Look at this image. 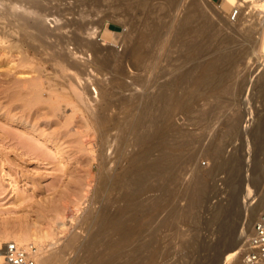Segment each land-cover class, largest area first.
Masks as SVG:
<instances>
[{"label":"rangeland","instance_id":"rangeland-1","mask_svg":"<svg viewBox=\"0 0 264 264\" xmlns=\"http://www.w3.org/2000/svg\"><path fill=\"white\" fill-rule=\"evenodd\" d=\"M136 1L44 2V15L48 16L44 25L54 31V36L63 33L69 40L74 35L83 38L81 51H77L76 55L77 63H91L99 55L98 58L109 65L103 68L96 65L86 67L85 72L78 69L80 76L74 78L80 80H74L75 87L80 88L78 95L88 92L96 107L101 105L106 94L111 99L107 121L101 127L87 126L86 113L81 108L72 111L70 105H66L68 99H58L56 93L49 89L54 83L59 85L63 82L62 76L71 75L76 69L58 70L51 65L49 56L44 55H37V68L13 67L9 61L16 58L14 50L3 49L0 52V233H14L27 226L51 228L56 234L55 240L40 246L41 252L50 256L49 264H106L104 260L95 259L90 250L82 255V250L76 247L64 250V245L76 233H79L81 241H86L99 227L98 224L101 225L108 216L122 208L121 189L115 185L127 171L133 170L128 165L133 158L138 157L141 149L136 137L141 135L145 126L146 101L148 96L157 94L159 83L166 80V83H172L169 85L171 95L179 98L181 103L172 109L160 130L168 136L181 131L193 132L197 138L193 143L196 149L202 144H209L213 133L216 134L215 140L224 139L218 155L201 150L195 159L180 160L172 167L170 179L174 180L166 182L169 189L177 186L178 183L175 185L174 182L182 181L185 177V181L190 180L196 173L205 188V194L201 198L202 204L195 208V217L179 224L182 242L188 239L189 233V238L195 235L197 239L190 248L178 247V254L175 250L171 256L175 257L164 259L159 264H226L224 252L232 242L235 231L249 220L250 234L252 222L258 214L255 212L253 215V211L259 201L264 202V93L260 94L258 89L247 85L250 84L248 78L251 81L264 73V57L259 54L248 61L251 53L249 47L252 45H246L227 65L229 68L237 66L231 83L246 80L247 87H230V83L204 91L198 72L207 68L213 58H207L202 48L190 56L183 47L184 40L176 39L179 19L174 21L170 32L167 27L159 29L150 22L148 12L144 14L138 10ZM178 1L177 15L181 18L193 0ZM202 1L220 9L224 7L223 0H214V3ZM155 2L152 0V3ZM220 9L217 12L221 13ZM24 15L30 19L32 17L28 16L29 13ZM53 17L58 20L54 22ZM83 18H87V23L82 26ZM129 18H133L134 23L141 27L138 40H130L125 35L121 37L127 28H124V22ZM231 19L233 16L227 21L233 25L238 23L236 19ZM77 25L83 29L93 25L95 32L90 37L86 36L83 33L86 28L79 32ZM62 26H66V29L55 31ZM259 27L257 23L255 29ZM97 37L108 40V44L101 45V52L87 51L88 44ZM1 38L7 43L6 46L18 40L6 22L0 26ZM73 46L71 43V50ZM24 47L20 51L27 53ZM193 57L206 59L203 65L207 67L198 70L191 81L184 85L177 79L183 72L174 70L173 74L172 69L174 65L180 64V60L185 65ZM113 66L121 70V79L116 82L112 80ZM32 70L42 72L43 89H31L30 79L36 77ZM249 71L253 72L251 76H248ZM161 72L168 75L160 79ZM75 99L71 96L72 101ZM215 99L231 102L227 115L237 112L235 129L225 124L219 125L220 121L215 119L216 123L213 119L210 121L196 116L194 112L197 109ZM90 135L94 137L93 142L87 138ZM160 149L171 157L187 152L186 148L173 150L167 145ZM75 204L77 209L73 208ZM158 213L152 210L141 223L147 224L153 220V226H158L159 220L154 218H158ZM58 224H63L61 230ZM162 231H165L164 227ZM185 235L186 238L183 237ZM221 257L222 262L218 261ZM240 262L241 258L237 256L230 264Z\"/></svg>","mask_w":264,"mask_h":264},{"label":"bare ground","instance_id":"bare-ground-1","mask_svg":"<svg viewBox=\"0 0 264 264\" xmlns=\"http://www.w3.org/2000/svg\"><path fill=\"white\" fill-rule=\"evenodd\" d=\"M223 1L224 5H222L224 7L220 9L219 7L217 8V6L214 7L213 5H209L207 2L206 4L202 0H193L191 7L187 9L186 14L181 18L177 15L178 0H156L155 3H152V0H137L135 2L138 10L144 14L148 12L150 22L159 29L167 27L170 32V29L173 28L174 21L179 19L180 25L176 39L181 38L184 40L183 47L189 55H194V53L202 48L207 58H213L208 67L203 65L206 59L203 60L193 57V62H190V57V60L188 59L189 61H185V65L181 63V60H178L180 64L178 66L174 65V69L172 70L173 74L174 70L178 73L183 72L179 74V78L177 79H180V83L184 85L188 84L191 78L195 76L202 67H207L198 72V79L204 91H210L218 85L230 84L237 66H235V68H229L230 66H228L227 63L236 53L243 51L248 44L252 45L249 47V50H251V53H249L250 57L246 55V57H249L248 61H251L253 56L259 54L264 57V0ZM44 2L45 0H0V26L6 22L10 29H12V33L18 38L17 43L15 42L8 46H6L7 43H4L5 40L1 38L0 50L2 49V51L0 52H3V49H10V51L14 50L16 58L9 61V64L11 63L13 67L33 69V67L39 65V62L36 61V57L44 55L49 56L51 65L58 68V70L76 69L73 70L71 75L62 76L63 82L59 83V85L54 83L49 86V89L56 93L58 99H68L66 100V105H70L69 107H71L72 111L81 108L86 113L87 126L91 127L96 125L101 127L106 123L105 121H107L108 111L112 104L111 99H109L106 94L101 105L96 107L93 105V100L88 92L78 95V93H80L78 89L80 88L77 89L78 86L75 87L76 83L74 80L76 79L74 78H79L80 76L78 69L85 72L87 70L86 67L89 68L96 65L103 68L109 65H107L105 60H100L98 58L99 55H96V59L91 61V63H84L85 66L77 63L76 55L78 54L77 51H81L82 46L80 43L83 38L74 35L72 39L69 40L64 37L63 33L54 36V31L49 30L44 25L45 21L48 19V16L44 15V11L46 10ZM218 9L222 10V16L220 12H217ZM192 10L193 12H191ZM234 10H236V13L233 20L236 19L238 22L236 25L227 21L230 19ZM25 13H29L28 16L32 15L31 19L25 16ZM56 19L57 18L53 17L54 22ZM86 19H82V26L87 23ZM260 19H262L261 22H259ZM233 20L231 19V21ZM134 21L133 18H129L124 22L123 26L127 28L125 32L122 33L121 37L125 35L130 40L139 39L141 27L140 25H136ZM251 21L252 23L249 25ZM256 22L260 25L257 30L255 29L257 27ZM94 24L95 23H93V25ZM93 25L90 28L84 27V29L86 28L85 30L81 25H77V29L79 32L83 29V33L90 37V35L92 36L95 32V26ZM61 29H66V26H62L59 29L57 28L55 31H60ZM254 29L256 32H254ZM156 36H158V33ZM99 37L88 44L87 51L91 49L94 53H98L102 50L101 45L108 44V40L104 38L99 39ZM160 42L161 41H159V43ZM71 43L72 46L76 45V47H72V50L70 49ZM22 46L26 47L27 53H24L25 51H20ZM157 47H159V45H157ZM184 49L182 48V51ZM177 52L178 50L176 53ZM176 53H174L175 56ZM180 53L181 52H179V54ZM170 56H172L171 53ZM244 60L246 61V59ZM168 61H170L169 57ZM32 72L36 74V77L30 79L32 82L30 86L31 89H43L44 82L42 80V72H39V70H32ZM113 72V82L120 80L121 70L113 66ZM212 72L215 74L210 75ZM250 72L251 71H249L248 76L253 74V72ZM163 73L161 72L162 77L160 79H164L165 77L163 76L167 74L165 73L163 75ZM89 78L90 77H88V79ZM173 79L174 77L172 78V82L174 81ZM165 81L166 80H163L159 83L157 94L152 97L148 96L146 101L145 126L141 135L136 137L137 143L141 149L138 153V157L133 158L128 165V167L133 168V170L132 172H128V169H126L125 171H127V173H125L122 179L115 185L121 189L120 199L123 201L122 208L117 209L113 215L108 216L103 223L100 222L102 224H98L99 227H96L95 231L86 241H81L79 233H76L65 243L64 250L76 247L78 250H82V255L85 254L87 250H90L95 259L104 260L106 264H159L164 259L170 258L178 247H180V249L182 246L190 248L194 243L196 236L194 235L195 237L191 236V238H189L190 233L187 237L188 239L182 242V233L179 230V224L195 217V208L201 203V198L205 194V188L196 173H193V176L191 175L192 177L190 180L185 181V177V179L182 178L184 181H172L175 185L178 183L177 186H173V184L170 183L171 186H173L172 189L168 188L169 185H167L168 183L166 182L174 180L170 179V172L176 162L185 159H195L198 156L197 152L201 150L212 151L218 155L222 149L221 144L224 138L215 140L216 134L213 133V138L209 144L204 146L202 144L200 148L196 149L193 147V143L197 138L194 136L193 132L186 133V131H181L174 136H168L161 131V124L171 115L172 109L179 106L181 103L179 98L171 95L172 90L169 85L172 83H166ZM245 81L242 82L244 84L236 82L231 83L230 87L233 86L238 88L240 86L247 87V85H251V87L258 89L260 94L264 93V73H261V75H259V77L257 76L255 79H251V81L248 78L250 84L246 83L247 85H245ZM52 88H57V90ZM228 90L230 91L229 87ZM71 96L76 97V99L72 101ZM204 104L201 108L197 109V112H194L195 114L197 113L196 116L207 120L210 119V121L215 119L220 121L219 125L225 124L231 129L236 128L237 124L234 120L237 116V112H232L229 116L227 115L231 102L223 99H215L212 102ZM215 120L214 122L216 123ZM87 138L90 142H93L94 137L92 135ZM163 145H167L173 150L186 148L187 152L179 153V155L171 157L164 153L166 151L160 149ZM105 173L107 175V172ZM147 194L150 195L143 198V196ZM73 208L77 209V204H75ZM262 208H264V202L259 201L257 208L253 211V215L257 214ZM152 210L159 211V219L154 217L156 218L155 220H159V225L156 227L151 223L153 220L147 224L141 223L143 218L145 216L147 218V215ZM58 226L59 230L63 228V224H58ZM162 227L165 228V231H162ZM249 227H251V221L249 223V220H247L240 230L235 231L232 242L224 252L227 259L226 264H230L237 256L241 258L240 253L244 243L243 240L249 234ZM186 236L187 235L183 237L186 238ZM55 237L56 234L51 228L46 227L42 229L36 228L35 226H27L25 228H20L14 233H0V245L7 241H14L24 246L35 244L40 251L37 264H49L51 258L41 252L40 246L47 241L53 242ZM178 250L176 254H178ZM2 259L3 258L0 256V262ZM222 259L221 257L218 261L222 262ZM240 263L242 264V262Z\"/></svg>","mask_w":264,"mask_h":264},{"label":"built area","instance_id":"built-area-1","mask_svg":"<svg viewBox=\"0 0 264 264\" xmlns=\"http://www.w3.org/2000/svg\"><path fill=\"white\" fill-rule=\"evenodd\" d=\"M236 10L231 16L234 17ZM39 255L35 244L19 245L14 241H7L0 245V264H37ZM242 264H264V208L256 215L250 234L245 238L241 248Z\"/></svg>","mask_w":264,"mask_h":264},{"label":"crops","instance_id":"crops-1","mask_svg":"<svg viewBox=\"0 0 264 264\" xmlns=\"http://www.w3.org/2000/svg\"><path fill=\"white\" fill-rule=\"evenodd\" d=\"M210 1H212L213 3L215 2L214 0H210Z\"/></svg>","mask_w":264,"mask_h":264}]
</instances>
